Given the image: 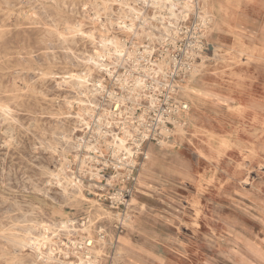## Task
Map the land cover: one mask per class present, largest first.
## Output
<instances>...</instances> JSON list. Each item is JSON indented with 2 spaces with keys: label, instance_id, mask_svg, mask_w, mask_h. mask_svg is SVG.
<instances>
[{
  "label": "rangeland",
  "instance_id": "rangeland-1",
  "mask_svg": "<svg viewBox=\"0 0 264 264\" xmlns=\"http://www.w3.org/2000/svg\"><path fill=\"white\" fill-rule=\"evenodd\" d=\"M178 1L0 0V264H264V0H212L216 26L203 0ZM193 24L206 49L189 109L130 180L136 141L111 153L103 138L96 158L81 138L111 133L142 54ZM255 141L241 175L237 145Z\"/></svg>",
  "mask_w": 264,
  "mask_h": 264
},
{
  "label": "built area",
  "instance_id": "built-area-1",
  "mask_svg": "<svg viewBox=\"0 0 264 264\" xmlns=\"http://www.w3.org/2000/svg\"><path fill=\"white\" fill-rule=\"evenodd\" d=\"M200 29L195 24L182 26L180 32L184 36L174 42L173 49L167 48L157 56L142 54L139 73L124 89L135 99L111 101V133L81 138L84 143L91 138L96 158L102 154L103 138L110 140L105 149L111 153L116 141L124 145L136 141V150L130 151L125 161L130 165V180H136L143 163L139 157L148 158L144 144L164 142L189 109L180 92L187 77L196 73L197 60L206 49L203 29Z\"/></svg>",
  "mask_w": 264,
  "mask_h": 264
},
{
  "label": "bare ground",
  "instance_id": "bare-ground-1",
  "mask_svg": "<svg viewBox=\"0 0 264 264\" xmlns=\"http://www.w3.org/2000/svg\"><path fill=\"white\" fill-rule=\"evenodd\" d=\"M177 1V0H176ZM180 1V0H179ZM178 1V2H179ZM182 1V0H181ZM204 1V4L206 3V4H208V6H205V9L209 12V17H206V16H203L204 18V20L205 21H207L208 22V20L211 22V24H213V26H214V24H215V18H214V16H213V13H212V11H211V6L209 5L210 3H209V0H203ZM177 2V3H178ZM183 2L185 3V5L187 6H190L189 4H188V0H183ZM6 3H8V1L6 2ZM155 4H157V1H156V3ZM8 5H9V3H8ZM85 5V4H84ZM176 5V4H175ZM87 6V5H86ZM30 7V6H29ZM31 8V7H30ZM29 8V9H30ZM34 9V8H33ZM87 9V8H86ZM26 10V9H25ZM72 11V10H71ZM207 12V13H208ZM11 13V12H10ZM31 13V12H30ZM165 13V12H164ZM171 15V14H170ZM85 16V15H84ZM136 16V15H135ZM137 17V16H136ZM182 17V16H181ZM185 17V16H184ZM58 22V21H57ZM58 24H60V23H58ZM165 24V23H164ZM125 25V24H124ZM172 25V24H171ZM180 25V24H179ZM78 27V26H77ZM70 30H71V27H70ZM170 30V29H169ZM179 31V30H178ZM80 32V31H79ZM167 32V31H166ZM165 33V32H164ZM179 33V32H178ZM64 35V34H63ZM164 37V36H163ZM116 42V41H115ZM105 45V44H104ZM70 48V47H69ZM71 49V48H70ZM115 50V49H114ZM74 53V52H73ZM94 55V54H93ZM91 56V55H90ZM71 58V57H70ZM78 58V57H77ZM95 58H98V60L99 61H97L99 64L101 63V59L100 58H102V54L100 53V54H98L97 53V55L95 56ZM97 63V64H98ZM102 64V63H101ZM103 65H105L104 63H103ZM63 71V70H62ZM110 72V71H109ZM70 73V72H69ZM68 73V74H69ZM52 74V73H51ZM54 75V74H53ZM66 75V74H65ZM67 76V75H66ZM52 77V76H51ZM39 78V77H38ZM64 78H65V76H64ZM46 81V80H45ZM73 81H74V79H73ZM17 82V81H16ZM22 82V81H21ZM57 82V81H56ZM98 88V87H97ZM89 89V88H88ZM36 91V90H35ZM98 91V90H97ZM84 95V94H83ZM81 98V97H80ZM87 98V97H86ZM88 99V98H87ZM78 100V99H77ZM90 100V99H89ZM10 104V103H9ZM8 107V106H7ZM9 108V107H8ZM7 108V109H8ZM1 118V117H0ZM4 119V118H3ZM8 119V118H7ZM6 119V120H7ZM17 119V118H16ZM9 120H10V118H9ZM10 121H12V120H10ZM10 124V123H9ZM31 124V123H30ZM11 126V125H10ZM73 128H74V126H73ZM9 129V128H8ZM6 130V129H5ZM12 130H14V129H12ZM11 131V130H10ZM5 132V131H4ZM7 132V131H6ZM12 133V132H11ZM8 135V134H7ZM11 137V136H10ZM39 140V139H38ZM41 142V141H40ZM73 144V143H72ZM220 145H221V147L223 148V150L221 151V150H219V154L222 156V157H227V156H229L230 154H233L234 152H235V150H234V148H235V146H234V143H232L231 142V140L230 139H223V140H221V142H220ZM238 146V150H240L241 149V146L238 144L237 145ZM236 146V147H237ZM53 148V147H52ZM127 148V147H126ZM45 150V149H44ZM46 151V150H45ZM47 152V151H46ZM252 153H253V155H252ZM260 153V151L258 150V147H257V144H256V141L254 142V143H252L250 146H249V154L248 155H242V158H243V162H242V164H241V169L239 170V174H244L245 172H249V171H253V167H252V165L256 162V160H257V155H258V159H259V161L261 160V155L259 154ZM36 158V157H35ZM34 158V159H35ZM5 161V160H4ZM28 161V160H27ZM37 165V164H36ZM45 167V166H44ZM14 168V167H13ZM45 168H47V167H45ZM48 168H50V167H48ZM44 170V169H43ZM48 170V169H47ZM50 170H51V168H50ZM12 171V170H11ZM16 172V171H15ZM43 172V171H42ZM9 173H11V172H9ZM46 172H44V174H45ZM55 173V172H54ZM53 173V174H54ZM51 174V173H50ZM8 175V174H7ZM12 177V176H11ZM52 177V176H51ZM18 180H19V178H17ZM23 179V178H22ZM17 180V181H18ZM78 180V179H77ZM233 180H236V178H233ZM9 181H10V179H9ZM12 181V180H11ZM60 181V180H59ZM32 182V181H31ZM12 183V182H11ZM10 183V184H11ZM19 183V182H18ZM53 183V182H52ZM51 183V184H52ZM10 184H8V185H10ZM20 184V183H19ZM38 184V183H37ZM60 184V183H59ZM68 184V183H67ZM72 184V183H71ZM12 185V184H11ZM36 185V184H35ZM35 187V186H34ZM33 187V188H34ZM36 188V187H35ZM43 188V187H42ZM66 188V187H65ZM37 189V188H36ZM39 189V188H38ZM44 189V188H43ZM63 189H64V187H63ZM77 189V188H76ZM40 190V189H39ZM45 190V189H44ZM48 190H50V189H48ZM41 192H43L42 190H40ZM74 192V191H73ZM50 195V194H49ZM48 195V196H49ZM51 196V195H50ZM15 203V202H14ZM30 203V202H29ZM17 204H19V203H17ZM26 204V203H25ZM12 206V205H11ZM13 207V206H12ZM17 207H19L18 205H17ZM20 208V207H19ZM18 208V209H19ZM22 208V207H21ZM24 208V207H23ZM22 208V209H23ZM143 208V207H142ZM145 208V207H144ZM34 210V209H33ZM7 212V211H6ZM24 212V211H23ZM27 215V214H26ZM35 216V215H34ZM10 217V216H9ZM8 218V217H7ZM6 218V219H7ZM21 218V217H20ZM14 219H16V218H14ZM17 220H19V219H16V221ZM20 221V220H19ZM18 221V222H19ZM26 221H28V220H26ZM25 221V222H26ZM38 221V220H37ZM36 221V222H37ZM30 222V221H29ZM33 223V222H32ZM62 223H64V222H62ZM67 223V222H66ZM2 224V223H1ZM14 224V223H13ZM12 224V225H13ZM21 224V223H20ZM34 224H35V221H34ZM37 224H39L38 222H37ZM3 225H5V224H3ZM11 225V226H12ZM16 225H17V223H16ZM15 225V226H16ZM69 225V224H68ZM27 226V225H26ZM26 226H24V227H26ZM39 226V225H38ZM19 227H20V225H19ZM23 227V226H22ZM4 228V227H3ZM8 228V227H7ZM31 229V228H30ZM33 229V228H32ZM46 229V228H45ZM70 231V230H69ZM19 232V231H18ZM32 233V232H31ZM15 233H12V235H14ZM18 234V233H17ZM10 235V234H9ZM19 235H17L16 237H18ZM21 236V235H20ZM22 238H24V236L22 237ZM4 239V238H3ZM15 239V238H14ZM17 239V238H16ZM19 240H21L20 238H19ZM8 242H9V240H7ZM23 242V241H22ZM26 242V241H25ZM37 242V241H36ZM89 242V241H88ZM24 243V242H23ZM33 243V242H32ZM90 243V242H89ZM21 246V245H20ZM37 246V245H36ZM23 247V246H22ZM20 248V247H19ZM16 252V251H15ZM6 254V253H5Z\"/></svg>",
  "mask_w": 264,
  "mask_h": 264
},
{
  "label": "crops",
  "instance_id": "crops-1",
  "mask_svg": "<svg viewBox=\"0 0 264 264\" xmlns=\"http://www.w3.org/2000/svg\"><path fill=\"white\" fill-rule=\"evenodd\" d=\"M209 5L211 6V11H212V13H213V16H214V18H215V24H214V26H216V25H218L220 22V19L219 18H217L216 19V13H215V11H217V13L220 15L221 14V11H223L224 10V4H222L220 7H216L215 5H214V3H213V1L212 0H209ZM182 91L180 92V97L183 99V97H182ZM184 100V99H183ZM259 138V140H260V137H258ZM241 146V145H240ZM262 151H263V149H261ZM260 150V151H261ZM240 151V153L242 154V155H248L249 154V150H244V149H242V146H241V149L239 150ZM260 155H261V153H259ZM252 155H253V153H252ZM257 162H259V159H258V155H257V160H256V162L252 165V167L254 168L255 167V164L257 163Z\"/></svg>",
  "mask_w": 264,
  "mask_h": 264
}]
</instances>
